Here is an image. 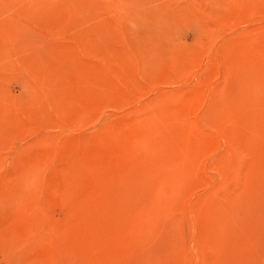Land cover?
Instances as JSON below:
<instances>
[{
  "label": "rangeland",
  "instance_id": "obj_1",
  "mask_svg": "<svg viewBox=\"0 0 264 264\" xmlns=\"http://www.w3.org/2000/svg\"><path fill=\"white\" fill-rule=\"evenodd\" d=\"M0 264H264V0H0Z\"/></svg>",
  "mask_w": 264,
  "mask_h": 264
}]
</instances>
